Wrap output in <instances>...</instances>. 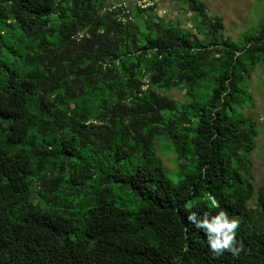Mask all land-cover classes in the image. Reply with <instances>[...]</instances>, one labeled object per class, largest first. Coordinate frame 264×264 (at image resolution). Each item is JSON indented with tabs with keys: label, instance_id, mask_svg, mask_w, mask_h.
<instances>
[{
	"label": "trees",
	"instance_id": "trees-1",
	"mask_svg": "<svg viewBox=\"0 0 264 264\" xmlns=\"http://www.w3.org/2000/svg\"><path fill=\"white\" fill-rule=\"evenodd\" d=\"M150 1L0 0V264H264V16L236 41L202 0L191 26ZM221 210L236 255L187 221Z\"/></svg>",
	"mask_w": 264,
	"mask_h": 264
},
{
	"label": "rangeland",
	"instance_id": "rangeland-1",
	"mask_svg": "<svg viewBox=\"0 0 264 264\" xmlns=\"http://www.w3.org/2000/svg\"><path fill=\"white\" fill-rule=\"evenodd\" d=\"M206 3L210 14H218L224 18L225 33L233 40H240L241 35L246 31L256 28L261 18L264 16V0H202ZM136 0H129L131 6ZM157 12L168 20L181 21L187 26H191L188 14L182 8L178 0H155ZM251 84V91L254 97V108L246 105L245 114L258 121L261 135L258 139V147L252 154L254 162V174L257 185L264 183V69L257 66L252 79L245 80L242 84L243 90L248 89ZM171 95L181 100L182 94L172 92ZM163 162L168 170L176 168L173 155L162 156ZM170 176H175L174 170L169 171ZM177 180V178H176Z\"/></svg>",
	"mask_w": 264,
	"mask_h": 264
},
{
	"label": "clouds",
	"instance_id": "clouds-1",
	"mask_svg": "<svg viewBox=\"0 0 264 264\" xmlns=\"http://www.w3.org/2000/svg\"><path fill=\"white\" fill-rule=\"evenodd\" d=\"M210 208L219 207L214 197L207 198ZM195 201L185 204V209H191L195 206ZM187 221L194 225L197 229H203L207 235V243L214 255L219 256L225 250L231 251L234 255L238 254L240 248L235 247L236 230L240 226L238 219L229 218L228 214L221 210L215 215H211L210 211L205 212L203 219L197 218V213L188 212Z\"/></svg>",
	"mask_w": 264,
	"mask_h": 264
},
{
	"label": "bare ground",
	"instance_id": "bare-ground-1",
	"mask_svg": "<svg viewBox=\"0 0 264 264\" xmlns=\"http://www.w3.org/2000/svg\"><path fill=\"white\" fill-rule=\"evenodd\" d=\"M139 1H142V0H136V4H137L138 6H139ZM148 2L150 3L149 5H152V4H153L150 0H148ZM124 3H126V6L124 5ZM128 4H130V3H129V0H122V4H121V5H122L125 9H127V5H128ZM149 5H148V6H149ZM148 6H147V7H148ZM140 7H141V6H140ZM145 8H146V7H145ZM125 12L127 13L128 10H125Z\"/></svg>",
	"mask_w": 264,
	"mask_h": 264
},
{
	"label": "built area",
	"instance_id": "built-area-1",
	"mask_svg": "<svg viewBox=\"0 0 264 264\" xmlns=\"http://www.w3.org/2000/svg\"><path fill=\"white\" fill-rule=\"evenodd\" d=\"M150 3L148 2V0H142L139 1V6H141L142 8H145L149 5ZM124 5L126 6V3H124ZM83 34H79L80 37H82Z\"/></svg>",
	"mask_w": 264,
	"mask_h": 264
}]
</instances>
